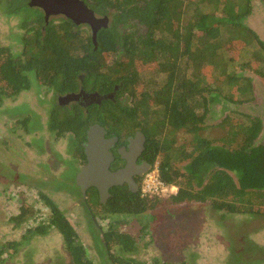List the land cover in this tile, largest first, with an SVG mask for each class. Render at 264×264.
I'll return each instance as SVG.
<instances>
[{"label":"trees","instance_id":"1","mask_svg":"<svg viewBox=\"0 0 264 264\" xmlns=\"http://www.w3.org/2000/svg\"><path fill=\"white\" fill-rule=\"evenodd\" d=\"M82 1L95 17L108 19L95 34V46L90 27L83 24L82 29L63 16L45 21L41 9L28 7L29 0H8L6 14L23 12L26 17L18 25L23 32L16 50L0 48V105L6 98L41 87L61 95L80 88L104 93L119 85L114 101L106 100L100 107L52 105L46 116L48 132L71 140L77 163L85 159L82 144L91 125H100L110 136L140 130L146 137L144 155L152 166L157 164L160 180L177 188L163 199L115 189L105 205L95 193H88L85 202L78 193L92 219L108 220L96 240L104 262L141 264L131 258L138 239L113 221L160 205L205 203L216 212L264 218V135L257 142L262 121L229 114L217 138L205 135L211 127L203 126L212 101L220 98L237 106L248 101L249 83L229 68L249 48L259 47L264 54V42L243 21L251 0H238L242 4L236 10L230 0ZM217 75L225 77L227 93L212 91ZM233 90L234 97L228 94ZM36 123L30 117L16 122L25 133H31ZM182 130L189 137L178 143ZM74 174V167L65 171V185L75 184ZM38 195L49 219L28 226L21 241L2 247L0 255L10 257V249L16 251L20 244L55 229L72 264H94L62 211L46 195ZM27 215L21 206L10 220L19 227Z\"/></svg>","mask_w":264,"mask_h":264},{"label":"rangeland","instance_id":"2","mask_svg":"<svg viewBox=\"0 0 264 264\" xmlns=\"http://www.w3.org/2000/svg\"><path fill=\"white\" fill-rule=\"evenodd\" d=\"M7 2L0 0V48L16 50L17 37L23 32L18 25L26 15L23 12L6 14ZM230 2L234 10L242 4L238 0ZM250 3V13L243 21L264 42V0H251ZM229 71L249 83L245 97L248 101L238 106L220 98L212 101L203 123L211 128L205 135L221 137L222 122L227 115L240 113L262 121V132L257 139L260 142L264 135V76L257 71L264 74V54L259 47L249 48ZM223 82L226 84L225 77L217 75L212 91L219 89L227 93ZM229 93L233 94L234 90ZM52 105H57L53 91L43 87L6 98L0 105V251L10 242L21 241L28 226L49 219V210L38 195L41 192L73 227L86 248L87 259L94 264H106L96 240L106 230L108 220L97 217L94 225L79 198L78 188L72 183L65 185V171L70 167L77 170L79 164L74 159L76 152L71 140L67 137L56 139L47 130L46 116ZM25 117L37 121L30 128L31 133H25L16 124ZM188 137L183 130L176 136L178 143ZM21 206L28 215L25 222L14 227L10 218L19 213ZM114 222L119 223L122 232L138 239L137 253L131 258L141 264H264L263 217L229 215L216 212L205 203H190L160 205L137 217H117L113 221L115 225ZM8 253L10 257L0 255V264H72L62 237L55 229H49L47 235L34 237Z\"/></svg>","mask_w":264,"mask_h":264},{"label":"water","instance_id":"3","mask_svg":"<svg viewBox=\"0 0 264 264\" xmlns=\"http://www.w3.org/2000/svg\"><path fill=\"white\" fill-rule=\"evenodd\" d=\"M28 6L41 9L45 21L52 16L59 15L70 20L76 26L86 24L92 31L91 36L94 46L96 45L95 34L99 29L105 28L108 23L107 17H95L93 11L82 0H29ZM77 96L70 94L60 99L63 102H69L75 100ZM104 132V128L97 124L91 125L87 129L86 140L82 145L86 165L82 166L76 174L75 185L81 186L83 195L86 187L93 186L98 189L103 199L107 198L109 187L123 182H127L132 187V192H135L136 185L127 180L133 160L125 158L127 165L124 170L118 173L109 171V164L113 160V156L108 148L114 144L116 138L106 140L104 139ZM141 137L143 139V136Z\"/></svg>","mask_w":264,"mask_h":264},{"label":"flooded vegetation","instance_id":"4","mask_svg":"<svg viewBox=\"0 0 264 264\" xmlns=\"http://www.w3.org/2000/svg\"><path fill=\"white\" fill-rule=\"evenodd\" d=\"M30 8H35V7H30ZM55 17H59V15L52 16L49 19L55 18ZM81 27H85V26L82 25ZM91 34H92V31H91ZM111 55L110 57L112 58L113 56ZM82 80L83 79L80 78V81ZM118 91H119V85L113 86V88L110 91H107L104 93H99L98 91L88 92L84 90L83 88H80L74 92L64 93L61 95L53 93V95L59 107H70L72 105H77L80 108L89 110V108H93L94 106L100 107L101 104L106 100L114 101V97L116 96ZM70 94H75L78 96L75 100L69 101V102H63L60 99ZM103 97H106V98H103ZM104 131H105L104 139L110 140V139L116 138V141L114 142V144L108 148V151L113 156V160L109 164V171L111 173H118L119 171L124 170L127 165V160H125V158L133 160L132 164L130 165L127 180H130L132 184L136 185V189L134 190L135 192H132V187L129 186L127 182H123L121 184L109 187L107 191L108 196L105 199L101 198V195L98 192V189L93 186L86 187L84 189V195H83V190L81 186L75 185L76 184L75 178H76V174L80 171L82 166L86 165V159L78 160L79 169L76 170L74 168L75 169V174H74L75 184L74 185L78 188L79 194L81 195V199L83 202L86 201V196L88 193H91V194L95 193L98 198V202L102 205H105L108 202V200L113 196L112 191H114L115 189L119 190L120 192L127 191L130 193L136 194L138 191H140L139 183H141L143 176L152 167V165L150 164L149 158L144 155L146 137L140 130H134L131 134L124 135V137L116 136V135L110 136L108 135V132L105 129ZM141 136H143V139ZM141 144H142V147H141ZM121 154H122V157H121ZM85 207L87 208V211L89 212L90 217H91L92 216V214L90 213L91 209L87 205ZM91 220L94 221L92 217H91Z\"/></svg>","mask_w":264,"mask_h":264},{"label":"built area","instance_id":"5","mask_svg":"<svg viewBox=\"0 0 264 264\" xmlns=\"http://www.w3.org/2000/svg\"><path fill=\"white\" fill-rule=\"evenodd\" d=\"M140 184L141 197H168L175 194L177 188L175 186H167L159 178L157 164H154L150 170L143 176Z\"/></svg>","mask_w":264,"mask_h":264},{"label":"bare ground","instance_id":"6","mask_svg":"<svg viewBox=\"0 0 264 264\" xmlns=\"http://www.w3.org/2000/svg\"><path fill=\"white\" fill-rule=\"evenodd\" d=\"M171 196V195H170Z\"/></svg>","mask_w":264,"mask_h":264}]
</instances>
